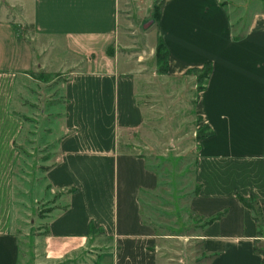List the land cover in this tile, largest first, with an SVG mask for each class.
Here are the masks:
<instances>
[{
  "label": "crops",
  "instance_id": "crops-1",
  "mask_svg": "<svg viewBox=\"0 0 264 264\" xmlns=\"http://www.w3.org/2000/svg\"><path fill=\"white\" fill-rule=\"evenodd\" d=\"M233 1L161 0L158 37L169 75L210 66L197 100L209 132L198 141L199 191L188 207L203 221L223 215L201 228L202 252L208 264H264V238L238 199L254 194L264 223V11L233 19ZM119 9V0H0V264H19L11 172L25 118L11 111L13 96L23 91L17 79L43 70L66 77L51 91L60 100L49 110L55 147L45 177L58 197L39 264H168L142 212L158 176L121 144L145 115L143 65L120 51L128 43Z\"/></svg>",
  "mask_w": 264,
  "mask_h": 264
},
{
  "label": "rangeland",
  "instance_id": "rangeland-1",
  "mask_svg": "<svg viewBox=\"0 0 264 264\" xmlns=\"http://www.w3.org/2000/svg\"><path fill=\"white\" fill-rule=\"evenodd\" d=\"M243 1V0H242ZM234 0V17L247 19L264 11V0ZM120 29L127 38L130 55L143 65L137 75V102L145 115L143 126L121 143L128 151L146 159L158 176L159 185L141 196L145 220L159 236V250L168 264H208L199 238L203 220L189 210L197 184L195 167L200 136L209 132L197 111L203 86L199 72L179 75L159 74L151 47L156 49L159 29L153 12L156 0H119ZM228 2V1H227ZM244 8H237L238 6ZM151 22L147 28L143 25ZM66 76L34 71L17 79L11 111L23 114L25 121L15 148L19 150L11 172L12 211L10 231L19 246V264H39L42 240L57 192L51 191L45 172L54 159V144L48 135L53 125L50 107L60 99L51 93L54 84ZM21 81V83L19 82ZM24 107V109L20 108ZM264 249V242L260 245Z\"/></svg>",
  "mask_w": 264,
  "mask_h": 264
},
{
  "label": "trees",
  "instance_id": "trees-1",
  "mask_svg": "<svg viewBox=\"0 0 264 264\" xmlns=\"http://www.w3.org/2000/svg\"><path fill=\"white\" fill-rule=\"evenodd\" d=\"M156 2L157 3H156L155 10L153 12V15L155 18L154 20L157 22L159 19V14H160V9H161V0H156ZM112 52H113L112 50H109V53H112ZM154 58H155L157 64L164 63V66H163L162 70H160L159 74H166L167 70H168V51H167V49H166V47H165V45L161 39L159 40V42L156 46ZM190 71L199 72L200 76L198 78V82L204 83L207 80V78L209 77L210 66L207 64L201 69H193V70H189V72ZM201 89H202V87H201ZM207 134H205V135H207ZM202 137L203 136H200L199 139H201ZM198 191H199V185H197L193 196L196 195L198 193ZM238 199L241 202V204L244 207H246L247 209H249L253 214V219H254L255 223L257 224V228H258L257 238H264V223H263V220L261 217V209H260V205H259L257 197L254 194H252L249 198L239 197ZM222 215H223V213L217 214V215L213 216L212 218H209V219L203 221V224L201 227H204V226L211 224L213 221L222 217ZM91 231H94V227L91 228ZM258 251H259V253L264 255V250H258ZM206 257L208 258V260H210L213 256H206Z\"/></svg>",
  "mask_w": 264,
  "mask_h": 264
},
{
  "label": "water",
  "instance_id": "water-1",
  "mask_svg": "<svg viewBox=\"0 0 264 264\" xmlns=\"http://www.w3.org/2000/svg\"><path fill=\"white\" fill-rule=\"evenodd\" d=\"M150 24H151V22H148V23L144 24L143 28H147Z\"/></svg>",
  "mask_w": 264,
  "mask_h": 264
}]
</instances>
